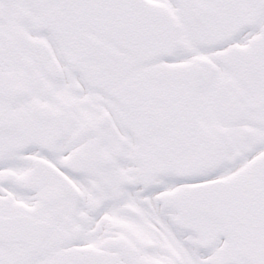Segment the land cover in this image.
Here are the masks:
<instances>
[{"label": "snow or ice", "instance_id": "1", "mask_svg": "<svg viewBox=\"0 0 264 264\" xmlns=\"http://www.w3.org/2000/svg\"><path fill=\"white\" fill-rule=\"evenodd\" d=\"M0 264H264V0H0Z\"/></svg>", "mask_w": 264, "mask_h": 264}]
</instances>
